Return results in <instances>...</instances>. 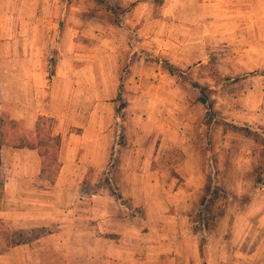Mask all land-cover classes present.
I'll return each instance as SVG.
<instances>
[{"label":"crops","instance_id":"crops-1","mask_svg":"<svg viewBox=\"0 0 264 264\" xmlns=\"http://www.w3.org/2000/svg\"><path fill=\"white\" fill-rule=\"evenodd\" d=\"M160 1L120 0L121 8L133 12L127 20L121 17L126 27L138 29L131 28L124 41L116 37L112 42L126 53L127 62L108 97H98L96 68L90 65L66 66L59 61L52 68L46 61L39 97L29 93L21 99L11 75L8 89L1 78L0 264H225L229 260L220 254L209 257L208 248L219 246L213 241L201 244L189 226L210 151L202 139L194 145L193 132L186 128L188 121L190 125L194 121V111L203 107L191 95L174 93L176 85L171 81L179 74L191 84L197 82L187 75L188 68L206 56L207 47L190 52L186 43L208 41L205 10H211L218 21V41H224L225 26L232 24V39L252 42L245 53L262 63L264 29L257 31L256 25H264V16L257 18L252 12L255 0ZM145 8H156V13L143 14ZM161 8L170 9L168 26L157 13ZM191 24V36H185ZM166 27L169 33L161 32ZM112 30L118 32L115 26ZM200 30L198 38L194 34ZM57 39L64 54V42ZM73 47L77 55L79 45ZM12 49L9 59L16 57L15 42ZM152 56L160 58L156 64ZM146 62L152 69H145ZM16 69L12 65L7 71L16 73ZM82 73L89 74L83 76L88 85L84 91ZM155 87L168 93L153 96ZM207 113L205 106V113L194 118L202 122ZM41 116L53 122L55 165L45 163L46 148L37 134ZM8 120L22 124L26 139L18 141L21 131L9 126ZM33 137L34 147L28 145ZM111 186L118 189L123 203ZM257 251L246 260L264 264ZM234 257L232 263L240 264V254Z\"/></svg>","mask_w":264,"mask_h":264},{"label":"rangeland","instance_id":"rangeland-1","mask_svg":"<svg viewBox=\"0 0 264 264\" xmlns=\"http://www.w3.org/2000/svg\"><path fill=\"white\" fill-rule=\"evenodd\" d=\"M114 1L124 20L132 17L133 12L121 8L120 0ZM255 3L257 7L252 12L257 18L264 16V0H255ZM142 12L150 16L156 13V8H145ZM205 12L208 13L205 18L208 41L186 43L190 52L207 47L206 56L196 58L198 62L189 66L191 71L187 73L205 86L204 92L210 101L212 111L202 122L195 120V114H204L206 106L201 101L199 90L179 74L171 81L176 85L174 93L191 95L194 102L203 107V110L194 111V121L191 125L188 121L186 128L193 132L194 145L202 139L210 151L207 168L201 170L204 185L199 200L194 202V215L189 217V226L201 244L213 241L219 246L208 248L209 257L215 258L220 254L229 259L225 264H233L232 258L238 253L242 258L240 264H251L246 256L256 252L257 248L260 259L264 261V247L259 248L264 246V188L260 189L256 184L264 174V63L245 53L244 48L252 42L239 43L232 39V24L225 26L224 41H218L221 31L218 21L210 15L211 10ZM157 13L168 26L170 9L161 8ZM185 16L189 17L188 14ZM114 26L118 32L112 30ZM192 26L186 28L185 36H191ZM133 27L137 32L138 26ZM133 27L120 28L113 11L102 0H0V80L2 78L1 81L6 82L8 89L11 75L21 99L29 93L39 97V88H44L46 61L52 68L59 61L66 66L83 68L90 65L96 68L98 97H108L110 91L114 92V83L127 62L126 53L115 49L112 42L116 37L124 41V34L130 35ZM263 29L264 25H256L257 31ZM165 30L169 33L167 27L161 32ZM181 33L184 35L185 28ZM200 34L201 30L194 35L201 38ZM57 38L64 42V54L56 44ZM14 42L16 57L9 59L7 54L9 49L12 52ZM256 43L260 48L262 44ZM74 44L79 45L75 49L77 55L73 53ZM190 58L195 57H185ZM151 59L154 61L152 64H156L160 58L154 56ZM152 64L146 62L145 69H152ZM12 65H16V73H8V67ZM88 75L81 74L82 89L88 87L83 81V76ZM162 91L168 93L166 88L155 87L153 96L162 94ZM41 117L38 133L45 140L44 144L55 146L53 141H47V134L53 131V122L44 121V116ZM202 127L204 130L200 133ZM54 152L51 150L52 155Z\"/></svg>","mask_w":264,"mask_h":264},{"label":"trees","instance_id":"trees-1","mask_svg":"<svg viewBox=\"0 0 264 264\" xmlns=\"http://www.w3.org/2000/svg\"><path fill=\"white\" fill-rule=\"evenodd\" d=\"M102 1H104L108 5V7H110V9L113 11L114 18H115L116 23L119 26H121V27H126V24H125L124 20H122V18H121V10H120V8H118V6L112 0H102ZM192 84H193L194 87L200 88L201 97H202V100L201 101L207 106L208 113H209L210 111H212V108L210 106L209 98H208L207 94L204 92L205 87L200 86V84H198L195 81H192ZM117 102L119 103V105H120L121 102H124V99L122 98L121 89H120V95L118 96ZM120 107H118V111H120ZM8 122H9V126L15 127V128H17L16 130H20L21 131L20 132V136L18 138V141L19 140L26 139L27 136H26V134L24 132H22V131H24L23 130L24 128L22 127V124H20V122L14 121V120H8ZM119 124L120 125H119V128H118V133H119V135H118V142H120V144H122L123 143L122 142V138H123L122 136H123V129H124L123 128V122L122 123H119ZM248 127H250V126H248ZM37 134L39 135V133H37ZM39 137H40V139H39L40 143L41 144H44V141L45 140L42 138V136L39 135ZM33 138L34 139L28 141V145L34 147L35 146L34 141H35V138L36 137H33ZM47 141L48 142L53 141L55 143V146H53V145L52 146L51 145L50 146H47L48 144H44V147L46 148L45 163L48 162V164L55 165L56 162H57L56 139L53 138V136H51V133H49V134H47ZM49 148L51 150H55V152L53 154L54 156L52 155L53 152L51 153V150ZM55 153H56V155H55ZM49 154H51V155H49ZM256 184H257V186L260 189H263L264 188V174H262L256 180ZM113 191L116 194L117 198L122 202L123 201L122 195L120 194V192L118 191V189L115 186L113 188Z\"/></svg>","mask_w":264,"mask_h":264}]
</instances>
